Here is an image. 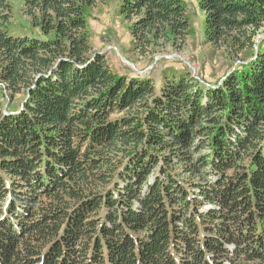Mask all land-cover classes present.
<instances>
[{
  "label": "trees",
  "instance_id": "obj_1",
  "mask_svg": "<svg viewBox=\"0 0 264 264\" xmlns=\"http://www.w3.org/2000/svg\"><path fill=\"white\" fill-rule=\"evenodd\" d=\"M109 1L21 0L19 34L0 0V264H264V0H196L239 61L215 84L118 76L91 40ZM118 8L141 54L192 35L184 0Z\"/></svg>",
  "mask_w": 264,
  "mask_h": 264
},
{
  "label": "rangeland",
  "instance_id": "obj_2",
  "mask_svg": "<svg viewBox=\"0 0 264 264\" xmlns=\"http://www.w3.org/2000/svg\"><path fill=\"white\" fill-rule=\"evenodd\" d=\"M187 15L190 19L192 35L184 44L176 46L160 44L141 54L134 49L130 23L122 16L118 8V0H110L107 4H99L90 16L91 40L93 52H100L107 57L112 70L118 76L128 78L150 77L159 83V73L169 66L188 68L192 75L202 81L215 84L225 77V73L239 61L234 60L224 50H215L204 38L203 14L196 0H184ZM11 28L19 33H30L29 18L25 15L21 0H10ZM264 38V30L258 36ZM177 48V49H176ZM230 66V67H229ZM2 88H5L0 83ZM5 99V107L12 110L24 103L22 95Z\"/></svg>",
  "mask_w": 264,
  "mask_h": 264
}]
</instances>
